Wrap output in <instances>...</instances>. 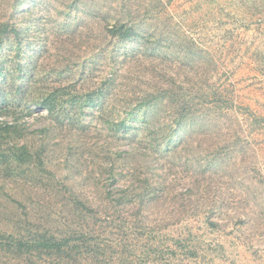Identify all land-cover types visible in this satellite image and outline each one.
<instances>
[{"label": "rangeland", "instance_id": "1", "mask_svg": "<svg viewBox=\"0 0 264 264\" xmlns=\"http://www.w3.org/2000/svg\"><path fill=\"white\" fill-rule=\"evenodd\" d=\"M18 1L0 0V21L13 15L23 30L19 50L14 38L0 50V104L8 105L0 123L17 121L27 134H0V230L13 232L33 215L56 233L91 230L105 247L101 264H264V0ZM118 19L135 24L140 39L109 37ZM116 70L129 83L121 89L136 97L170 89L191 107L182 130L188 142L179 141L172 153L164 146L150 150L146 158L175 163L161 191L169 198L157 206L125 200L115 207L103 186L84 181L105 171L98 163L107 165L112 151L141 139V130L129 132L135 139L114 132L97 108L60 123L34 106L48 88L77 82L81 89ZM20 83L28 89L16 91ZM123 100L119 94L107 102L118 111ZM50 122L61 128L49 136L30 130ZM104 142L109 149L98 146ZM23 143L33 152L45 146L43 165L36 158L6 162L4 155ZM215 154L209 185L212 174H198L195 161ZM131 162L145 170L141 157ZM131 162L118 164L132 173ZM197 177L204 199L183 213L172 196ZM69 186L83 191L96 218L72 213ZM23 262L0 253V264Z\"/></svg>", "mask_w": 264, "mask_h": 264}, {"label": "trees", "instance_id": "2", "mask_svg": "<svg viewBox=\"0 0 264 264\" xmlns=\"http://www.w3.org/2000/svg\"><path fill=\"white\" fill-rule=\"evenodd\" d=\"M21 2L23 0L16 2V4ZM13 17L12 15L0 21V50L3 44L11 38L15 39L18 50L23 43V30L16 22H11ZM62 19L64 20L65 17ZM107 31L109 37L117 39L119 43L137 41L142 36L135 24H130L124 19H118L108 27ZM0 75H4L1 63ZM27 75L25 74V76ZM128 84V81L122 80L118 70L111 71L102 79L93 80L87 87L81 89H78L77 82L48 88L40 93L38 99L34 100V106L35 108L47 109L50 115L60 123L66 117L70 121H78L81 113H88L86 109L97 108L99 114L104 118L103 122L110 130L123 132L128 139H135L134 136L137 133H129L132 129L141 130V139L138 141L128 140L125 148L112 151L110 154L114 155H108L107 165L104 162L98 163V167L105 166L102 169L105 170L103 173L100 171L98 176H92L93 181L83 180L96 188H99V184L103 186L109 201L115 207L125 200H137L144 207L148 205L157 206L160 199L169 198V192L161 197V191H163V187H166V181L170 179L173 171L172 163H175L162 164L160 161L162 156L156 158L159 163H155V161L153 163H150L151 161L146 162V158L150 150H160L164 146L166 151L172 153L176 150V144L179 141L188 142V139L182 135V130L184 126L188 125L191 107L188 104V98L184 97L183 93L179 95L175 90L164 89L159 91L161 88L146 90V93H142L143 96L136 97L130 90L121 89L122 85ZM27 89L25 83H20L15 88L16 91ZM119 94L124 97V104L120 110L116 111V105H110L107 101L110 98L119 97ZM6 110H8V105L6 103L5 105L0 104V115H5ZM115 112H117L116 116ZM57 125L50 122L49 125L41 126L38 129H29L35 133H42L46 137L58 130L57 128H61V125L59 127ZM3 132L14 134L18 138L27 134L25 126L17 121L0 123V134ZM127 133L130 135L127 136ZM98 146L103 150L109 149L105 142L98 144ZM70 148L72 149L71 146ZM44 150L45 146H42L33 152L28 143L16 144L4 156L6 162L27 163L35 161L36 158L38 163L43 165ZM200 156L195 161V166L198 168L196 171L198 174L204 175L211 173L212 177L209 175L208 184L212 185L215 181L212 172L218 168L217 154L210 156L204 162L199 161ZM140 157L144 161L142 167H145V170L142 171L131 162L132 158L139 160ZM120 158L124 160L125 164L131 162L136 170L132 173L131 171H124L122 165L119 166L118 164ZM188 160L193 162V158L187 157L186 161ZM7 165L9 166V164ZM100 175L103 176L100 177ZM121 175H124L125 179H121L123 178ZM200 177L183 187L182 190L176 191L172 196V199L179 200L181 212L194 210L204 199L202 198L203 188L199 185ZM120 180L124 181L121 183ZM69 188L73 204V207L70 204L72 213L96 218V207L84 196L83 191L70 186ZM97 208L99 209V207ZM210 218L208 216L209 221ZM22 222H16L20 228L13 232L0 230V253H8L15 259L20 258L24 261L23 264H84L86 261H88L87 264L102 263L101 256L105 253V247L96 240V235L92 234L91 230L88 232L84 229L73 231L70 228L68 231L63 230L61 233H56L48 227L43 229L40 224L42 223L41 219L37 215H33V218L28 216ZM210 223L215 224L213 221Z\"/></svg>", "mask_w": 264, "mask_h": 264}]
</instances>
